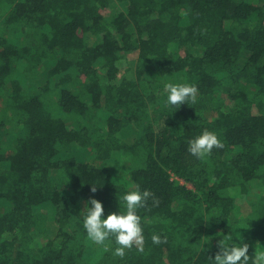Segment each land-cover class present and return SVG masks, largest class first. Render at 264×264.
<instances>
[{"label":"trees","instance_id":"16d2710c","mask_svg":"<svg viewBox=\"0 0 264 264\" xmlns=\"http://www.w3.org/2000/svg\"><path fill=\"white\" fill-rule=\"evenodd\" d=\"M205 130L223 148L197 159ZM137 185L119 257L81 212ZM228 233L264 249V0H0V264H209Z\"/></svg>","mask_w":264,"mask_h":264},{"label":"clouds","instance_id":"9594fccd","mask_svg":"<svg viewBox=\"0 0 264 264\" xmlns=\"http://www.w3.org/2000/svg\"><path fill=\"white\" fill-rule=\"evenodd\" d=\"M167 93L166 107L180 108L181 105L197 102V88L187 83H167L164 86ZM223 148V144L213 132L205 130L202 134L189 142L188 152L197 159H205L211 155L213 149ZM96 189H92L95 192ZM152 195L149 191L141 192L139 186L135 190L126 192L122 197L125 211L113 212L105 216L103 204L95 198H90L82 210L83 228L87 238L96 245H104L110 238L115 239L117 247L114 255L123 257L126 249L144 242L141 217L138 210ZM120 203V202H119ZM240 243L233 242V236L228 233L219 243V250L215 258H208L209 264H264V249L258 250L251 257L248 255L249 245L239 238ZM154 244L166 243L167 238L159 235L152 236ZM143 251L141 247L139 249Z\"/></svg>","mask_w":264,"mask_h":264}]
</instances>
